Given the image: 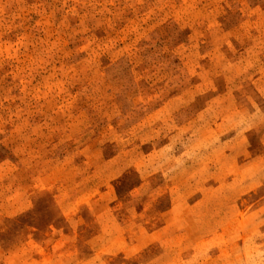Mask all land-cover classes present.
<instances>
[{
	"label": "rangeland",
	"instance_id": "374dc122",
	"mask_svg": "<svg viewBox=\"0 0 264 264\" xmlns=\"http://www.w3.org/2000/svg\"><path fill=\"white\" fill-rule=\"evenodd\" d=\"M0 264H264V0H0Z\"/></svg>",
	"mask_w": 264,
	"mask_h": 264
}]
</instances>
